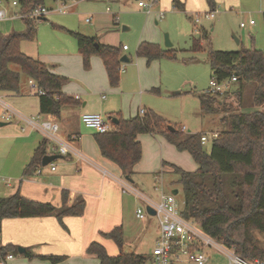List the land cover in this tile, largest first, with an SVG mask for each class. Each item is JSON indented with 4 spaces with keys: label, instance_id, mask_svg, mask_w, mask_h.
<instances>
[{
    "label": "rangeland",
    "instance_id": "rangeland-1",
    "mask_svg": "<svg viewBox=\"0 0 264 264\" xmlns=\"http://www.w3.org/2000/svg\"><path fill=\"white\" fill-rule=\"evenodd\" d=\"M16 0H0V10H4L7 16L19 13V6L12 5ZM79 1V0H78ZM150 5L149 11L137 5L138 0H80L76 6L66 14L58 13L55 9L62 4L61 1L48 3L47 7L52 8L51 13L44 16L45 20L36 21V29L33 40H22L19 44L20 50L27 56L42 61L49 67L56 65L66 67L64 57L70 50H76V45L71 37L60 27L69 28L77 32H86L88 36H96L101 44L121 48L125 45L128 50L121 55H126L129 62L120 63L119 81L117 85L110 86L106 77L108 88L101 90L92 87L96 91V97L100 94L110 96L109 88H119L120 94L112 103L115 112L118 113L131 101L140 100L141 106L151 110L165 119L167 126L182 131L184 134H205L208 140L202 148L209 153L212 145V134L219 133L227 128L221 118L241 112H252L263 110L252 104L250 92L247 85L243 89L242 99L238 100L236 91L239 86L236 82L229 84L226 93L220 97V105H214L218 109L212 113L202 112L198 95H202L209 86L212 78L207 48L219 51H238L241 49H257L264 51V0H233L231 2L220 1L215 3V15L213 18L200 17V21H194L195 14L208 12L211 9L204 0H198L190 5L189 10L173 8L170 0H141ZM66 1L65 4H71ZM162 14V16H160ZM85 18L90 22L85 23ZM253 20L254 25L247 24ZM244 22L246 27H240L239 23ZM208 33L209 42L199 52H192L193 39L201 38L200 29ZM10 32H25L24 21L20 17L11 20L10 17L0 20V44L3 38ZM165 35L171 42V47L176 51L173 59L160 58L153 60L146 66L144 59L136 56V49L141 41L156 44L160 49H168L164 46ZM77 53V50H76ZM78 54V53H77ZM99 58V57H98ZM19 71L16 65L11 66ZM81 68L85 69L81 63ZM141 72V82L148 90L139 95V82L137 70ZM89 78L98 80L97 75H89ZM29 78L20 75L18 93H7L0 91V115L5 111L7 105L16 112L11 120L0 118V197H7L13 194L12 188L17 186L15 178L21 173L20 165L27 159L25 142L21 136L28 131L26 118L38 115L36 93L29 84ZM151 88L158 92L150 91ZM103 91V92H102ZM123 94V95H121ZM130 95V98L127 97ZM123 97V100H122ZM112 98V97H111ZM97 106H101L97 101ZM40 115V114H39ZM100 115L107 120L108 114ZM41 117V115H40ZM41 120H44L41 117ZM82 129L86 127L81 126ZM93 134L92 129H86ZM161 139L151 138L149 135H140L141 158L137 162L139 168L133 174V184L125 181L124 176L119 177L134 190L137 189L145 196L154 201L159 200L161 192H168L174 189L171 182L175 176L162 172L161 161H173L181 167L189 168L194 161L188 153H179L167 143L160 145ZM165 170L171 172V164H165ZM46 167H41L43 171ZM167 171V172H168ZM154 175V176H153ZM156 177V178H155ZM136 187V188H135ZM178 189V187L176 188ZM181 192L175 196L180 200ZM124 243L122 252H135L147 258L146 264H152L150 252L155 245L157 237L156 219L145 215L144 220L135 217L134 210L140 207L144 210V203L135 204L132 193L121 194ZM137 205V206H135ZM150 221V223H149ZM193 227L200 229L199 225L189 220ZM258 244L264 248V234L253 232ZM1 235V234H0ZM116 247V246H115ZM117 252L118 248L116 247ZM205 252L209 256L206 264H226L227 258L223 251L213 246H207ZM62 256V255H61ZM64 260L67 256L63 255ZM16 258H22L18 254ZM96 260L94 259V263Z\"/></svg>",
    "mask_w": 264,
    "mask_h": 264
},
{
    "label": "trees",
    "instance_id": "trees-1",
    "mask_svg": "<svg viewBox=\"0 0 264 264\" xmlns=\"http://www.w3.org/2000/svg\"><path fill=\"white\" fill-rule=\"evenodd\" d=\"M55 1L69 0H16V4L19 13L25 15L38 5L47 7L49 2ZM204 1L214 10V0ZM172 6L183 10L178 0H172ZM21 19L24 21L25 32H12L0 44V91L18 93L20 75L23 74L40 91L37 92L39 114L59 117L63 107L75 106L78 101L61 91L67 82L66 77L52 73L43 62L20 50L22 40H33L37 21L29 17ZM66 32L75 40L83 67L89 69L91 56L99 57L109 85H117L122 48L101 44L96 37L77 31ZM200 33L201 38L192 41V52H199L209 42L207 31L201 28ZM206 52L212 77L224 81L235 76L239 86L236 91L238 100L241 101L243 89L248 85L252 104L263 107L261 111L223 116L221 121L227 128L212 139L209 153L202 148L201 134H184L174 128L171 131L165 119L151 110L128 119L111 117L117 119L116 124L109 117L107 120L111 129L105 133L94 132L93 138L100 155L114 163L128 178L133 173V166L141 158V144L137 140L140 134L160 135L173 144L177 151H186L197 166L194 171H185L171 165V175L175 176L171 184L181 192V216L195 221L204 234L226 248L233 249L238 256L249 261L264 259V248L253 234H264V51L254 48L219 51L208 47ZM136 56L144 58L149 65L151 61L160 58H175L176 51L172 48L160 49L156 44L141 41ZM12 65H16L19 71L14 70ZM151 91L158 92L157 89ZM220 97L205 93L198 95L201 111H217L214 105H220ZM47 146L48 139L43 138L33 150L23 176H30L36 168L42 167L41 160L47 155ZM60 197L61 207L30 199L18 191L0 197V234L3 219L52 215L62 224L64 216L79 217L83 214L85 202L82 198L67 205L68 192L61 190ZM101 234L115 244L118 253L108 255L99 242H90L86 253L93 255L98 264H146L147 258L143 255L122 252L124 236L121 226ZM8 253L17 254L16 247L11 244L0 245V258ZM24 256L32 257L26 250ZM40 259L56 264L63 261L64 257L48 255L40 256Z\"/></svg>",
    "mask_w": 264,
    "mask_h": 264
},
{
    "label": "crops",
    "instance_id": "crops-1",
    "mask_svg": "<svg viewBox=\"0 0 264 264\" xmlns=\"http://www.w3.org/2000/svg\"><path fill=\"white\" fill-rule=\"evenodd\" d=\"M170 1L172 4V0ZM214 1L216 3L222 0ZM223 1L231 2L233 0ZM55 2L57 3L59 1ZM77 2L66 4V13L74 8ZM178 2L183 5V11H188L190 8L189 6L194 2H198V0H178ZM12 15L13 14L7 17H10L12 20L14 19ZM262 16L264 17V14H262ZM252 25H254V23ZM62 28L61 30L67 35L69 34L66 30L75 31L69 29L72 27L68 29ZM7 32L6 35L12 33L10 31ZM82 34L86 35L87 33L82 32ZM69 37L71 36L69 35ZM94 37L96 36L94 35ZM73 41L75 43L74 39ZM76 50H70L69 53L64 55L66 58V67H58L56 65L49 67L45 65L52 73L67 78V82L61 87V91L76 99L78 104L75 106L63 107L59 117L40 114L44 120H51L58 125V131L54 134L56 140L50 138L49 135L43 133L40 129L28 125L27 133L21 136L25 142L24 146L27 150V159L19 167L21 168V173L15 176L18 180L17 186L12 188V185L8 184V188L13 189V193L18 191L25 197L37 201L49 202L56 207H61V190H66L68 192L67 205H71L78 198L84 200L85 206L83 214L79 217L64 216L62 218V224L52 215L22 219H3L1 222L0 245L11 244L16 247V250L18 247H21L32 255L31 258H28L24 256V253L19 254L17 251V254L22 258H16L17 254H13V259L9 261L8 264H51L49 261L40 259V256L48 255L67 256L66 260L56 264H93L94 259L96 260V264H98L97 259L93 255L86 253V248L92 241H97L103 245L108 255L114 256L118 253L115 244L110 239L103 237L101 233L108 232L116 226H121L123 230L124 219L121 194L125 193L121 192L120 183L126 182L119 178L124 176L122 171L114 163L100 155L93 134L87 132L86 129L88 128H81V126H83L81 123V116L83 114H100L105 112L108 114V118L121 117L123 119H128L139 114L140 109L144 112L148 110L140 107L141 99L134 101L129 99V104L127 106L125 105V108L122 104L120 111L114 113L116 109L112 103V99L120 95L118 94L120 92L119 88H109L110 96L108 98L105 94H100L99 98L96 97V91H94L92 87H98L101 90L108 88L105 80L107 76L102 62L97 56H91L89 59L90 67L87 72H85L86 70L81 68V56L77 54L78 52L76 53ZM127 50L128 48L122 51L125 52ZM144 61L146 64L145 59ZM93 74L99 77L97 81L89 78V75ZM141 75L138 69L136 79L139 82V95H142L143 92L148 90V87L141 82ZM31 89L34 91L33 89L35 88L31 86ZM127 97L130 98V95L127 94ZM97 101L101 104L100 107L97 106ZM36 102V112L39 114L37 93ZM0 125H4V123H0ZM140 135L137 136L139 142ZM149 136L153 139H161L160 145H164L163 142L166 141L160 135ZM43 138L48 139L47 155H58V157L52 163L45 166L46 168L40 171V174L23 176V170L33 150ZM60 143H64L68 146V154L62 155L52 151V147L58 146ZM169 144L174 147L173 144ZM178 152L187 153L186 151ZM165 164H173L189 172L194 171L197 167L195 162L194 165L191 164L189 168L185 169V167L183 168L173 161L162 160V172L168 175H171L172 170L171 172L165 170ZM51 165L55 167L54 170L50 169ZM139 165V163H136L133 166L132 175L140 170ZM115 174H117V176L119 175V177ZM125 181L133 184L132 180L128 181L125 179ZM135 190L139 194V197H137L132 193L135 204L139 202L145 203V199L153 200L137 189ZM172 190L173 188L169 189L168 192L164 190L163 193L171 194Z\"/></svg>",
    "mask_w": 264,
    "mask_h": 264
},
{
    "label": "built area",
    "instance_id": "built-area-1",
    "mask_svg": "<svg viewBox=\"0 0 264 264\" xmlns=\"http://www.w3.org/2000/svg\"><path fill=\"white\" fill-rule=\"evenodd\" d=\"M76 2L78 0H70ZM62 2V1H61ZM66 2H62L59 8L55 9L58 13H66ZM12 5L16 6V1H12ZM137 5L149 11L150 5L145 4L141 0H138ZM52 8L38 5L33 8L28 14L15 13L12 18L16 17H29L31 19H40L51 13ZM215 15L214 10L204 12L202 16L200 13L195 14L194 21L198 23L200 17L213 18ZM162 16V14H160ZM7 15L4 10H0V20L6 19ZM89 18H85V22H89ZM253 20H249L248 24H253ZM244 22H240V27H245ZM125 45L122 46V50H126ZM236 82V77L224 81H217L214 77L209 81V86L205 90V94L209 95H222L226 92L229 84ZM29 84L35 88L34 83L29 80ZM40 93V91H37ZM1 102V100H0ZM5 111L0 115L2 120H11L17 114L16 112L4 105ZM139 114H144L142 109L139 110ZM29 126L40 129L43 133L55 139L54 134L58 131V125L51 120H41L38 114L35 117L25 119ZM81 123L84 127L92 129L96 133H105L111 129L109 120H105L100 114H83L81 116ZM185 128L182 129L184 131ZM217 137V133L212 134V139ZM208 140L205 134H201L200 142L204 144ZM52 151L62 155L69 153V148L66 144L60 143L58 146L52 147ZM41 168H36L33 172L34 175L40 174ZM51 170L55 167L51 165ZM156 178V177H155ZM121 192L133 193L139 197V194L131 186L126 183H120ZM176 195L165 194L161 192L158 201L150 199L144 200V210L140 207H136L134 213L135 217L139 220L145 219V215L156 219L157 223V237L155 239V245L150 252V259L152 264H206L209 260V256L205 252L207 246H213L224 252L227 263L226 264H264V259H254L252 261L246 260L234 253L233 249L226 248L222 244L214 241L201 229H197L192 226L189 220L184 219L180 214L181 202L176 199ZM146 207H150L154 211V215H149L146 211ZM13 259V254L8 253L3 258H0V264H8Z\"/></svg>",
    "mask_w": 264,
    "mask_h": 264
},
{
    "label": "water",
    "instance_id": "water-1",
    "mask_svg": "<svg viewBox=\"0 0 264 264\" xmlns=\"http://www.w3.org/2000/svg\"><path fill=\"white\" fill-rule=\"evenodd\" d=\"M45 18H40L39 20H44ZM164 46L165 47H171V42L169 41V39H168V36L167 35H165V38H164ZM119 62L120 63H126V62H129V59H128V57L126 56V55H121L120 56V58H119ZM110 119V121L112 122V123H117V119L116 118H109ZM171 131H173V128H171L170 126L168 127ZM58 157V155H45V156H43V158H42V160H41V166L42 167H45V166H47V165H49L50 163H52L56 158ZM125 179L126 180H128V181H131V179L130 178H128V177H126L125 176ZM177 193H178V190L177 189H173L172 191H171V194L172 195H177ZM146 211H147V213L149 214V215H154V211L150 208V207H146ZM17 251H18V253L19 254H22V253H24V249L23 248H21V247H18V249H17Z\"/></svg>",
    "mask_w": 264,
    "mask_h": 264
}]
</instances>
